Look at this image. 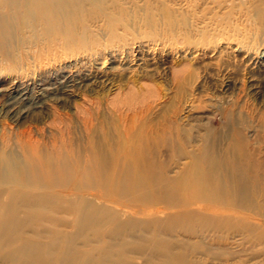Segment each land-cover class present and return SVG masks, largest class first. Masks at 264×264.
<instances>
[{"label": "rangeland", "instance_id": "374dc122", "mask_svg": "<svg viewBox=\"0 0 264 264\" xmlns=\"http://www.w3.org/2000/svg\"><path fill=\"white\" fill-rule=\"evenodd\" d=\"M44 1L0 77H104L0 114V264H264V0Z\"/></svg>", "mask_w": 264, "mask_h": 264}, {"label": "bare ground", "instance_id": "6f19581e", "mask_svg": "<svg viewBox=\"0 0 264 264\" xmlns=\"http://www.w3.org/2000/svg\"><path fill=\"white\" fill-rule=\"evenodd\" d=\"M76 21L79 23L72 11L57 10L48 1L34 0L31 4L29 0H0V68L15 65L18 60L45 58L46 52L41 46L48 38L37 36V31L58 37L60 23L72 26ZM110 54L114 56L116 52L110 51ZM92 58L94 71H60L56 79L48 81L20 74L0 77V114L20 121L49 104H60L77 89L97 86L103 81L104 73L98 70V59Z\"/></svg>", "mask_w": 264, "mask_h": 264}]
</instances>
